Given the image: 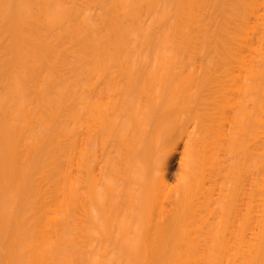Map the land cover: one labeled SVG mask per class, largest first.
I'll return each mask as SVG.
<instances>
[{"label": "bare ground", "instance_id": "obj_1", "mask_svg": "<svg viewBox=\"0 0 264 264\" xmlns=\"http://www.w3.org/2000/svg\"><path fill=\"white\" fill-rule=\"evenodd\" d=\"M0 264H264V0H0Z\"/></svg>", "mask_w": 264, "mask_h": 264}, {"label": "rangeland", "instance_id": "obj_2", "mask_svg": "<svg viewBox=\"0 0 264 264\" xmlns=\"http://www.w3.org/2000/svg\"><path fill=\"white\" fill-rule=\"evenodd\" d=\"M182 156H183V144H180L177 152L173 155L170 167L167 173L169 181L172 184H175L182 175L183 166H182Z\"/></svg>", "mask_w": 264, "mask_h": 264}]
</instances>
